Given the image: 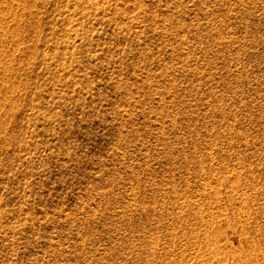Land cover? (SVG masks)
<instances>
[{
	"label": "rangeland",
	"instance_id": "374dc122",
	"mask_svg": "<svg viewBox=\"0 0 264 264\" xmlns=\"http://www.w3.org/2000/svg\"><path fill=\"white\" fill-rule=\"evenodd\" d=\"M0 264H264V0H0Z\"/></svg>",
	"mask_w": 264,
	"mask_h": 264
}]
</instances>
